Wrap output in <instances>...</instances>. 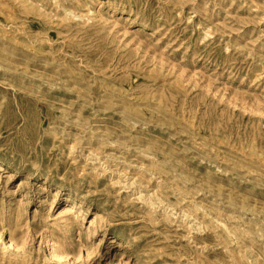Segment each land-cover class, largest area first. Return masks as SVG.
<instances>
[{
	"label": "rangeland",
	"instance_id": "rangeland-1",
	"mask_svg": "<svg viewBox=\"0 0 264 264\" xmlns=\"http://www.w3.org/2000/svg\"><path fill=\"white\" fill-rule=\"evenodd\" d=\"M0 264H264V0H0Z\"/></svg>",
	"mask_w": 264,
	"mask_h": 264
}]
</instances>
